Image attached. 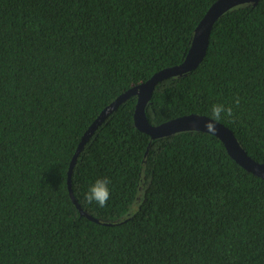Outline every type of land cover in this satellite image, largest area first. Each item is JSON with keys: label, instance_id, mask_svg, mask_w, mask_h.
<instances>
[{"label": "trees", "instance_id": "16d2710c", "mask_svg": "<svg viewBox=\"0 0 264 264\" xmlns=\"http://www.w3.org/2000/svg\"><path fill=\"white\" fill-rule=\"evenodd\" d=\"M217 0H0V264H264V179L214 135L153 140L137 97L85 133L120 95L182 64ZM240 103L237 106L236 100ZM264 163V0L214 24L200 65L156 86L153 126L211 105ZM109 177L105 208L84 193Z\"/></svg>", "mask_w": 264, "mask_h": 264}, {"label": "water", "instance_id": "95a60500", "mask_svg": "<svg viewBox=\"0 0 264 264\" xmlns=\"http://www.w3.org/2000/svg\"><path fill=\"white\" fill-rule=\"evenodd\" d=\"M259 1L260 0H217L210 7L202 21L197 26L191 48L182 64L167 68L156 73L148 81L134 86L124 94L120 95L112 104H110L107 108H105V110H103L97 120L92 124V126L83 136L77 152L71 162L68 173L69 193L82 216H85L88 219L99 223V220L87 214L80 207L71 189V175L77 156L90 140L98 126L101 125L102 122L110 114L117 110V108L129 98L137 97V104L134 113L135 127L141 132L149 135L153 140L169 137L176 133L185 131H198L208 133L204 125L208 122L209 117L196 114L183 116L161 125L153 126L150 124L146 116L147 104L149 103L158 83L169 78L182 76L185 73L196 69L200 65L206 55L209 46L212 28L223 14L234 7L243 4L256 5ZM216 127L218 128V132L214 136H216L223 143L230 157L247 172H250L257 177L264 179V163H259L248 156V154L238 142L234 132L228 126L219 122L217 123Z\"/></svg>", "mask_w": 264, "mask_h": 264}, {"label": "clouds", "instance_id": "9594fccd", "mask_svg": "<svg viewBox=\"0 0 264 264\" xmlns=\"http://www.w3.org/2000/svg\"><path fill=\"white\" fill-rule=\"evenodd\" d=\"M240 103L236 100V105ZM225 118L234 119V109L231 105L224 103H214L210 108V115L208 122L204 125L210 135H215L218 132L217 123ZM112 181L109 177L97 178L89 185L87 191L84 193V200L87 204H95L99 208L108 206V202L112 199L113 189L110 187Z\"/></svg>", "mask_w": 264, "mask_h": 264}]
</instances>
